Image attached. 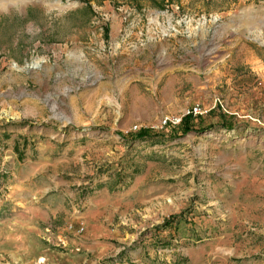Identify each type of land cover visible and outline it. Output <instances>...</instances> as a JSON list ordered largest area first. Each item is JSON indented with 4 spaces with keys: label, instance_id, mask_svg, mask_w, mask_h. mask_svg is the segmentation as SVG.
Here are the masks:
<instances>
[{
    "label": "rangeland",
    "instance_id": "obj_1",
    "mask_svg": "<svg viewBox=\"0 0 264 264\" xmlns=\"http://www.w3.org/2000/svg\"><path fill=\"white\" fill-rule=\"evenodd\" d=\"M121 183L145 203L93 211ZM0 264H264V0H0Z\"/></svg>",
    "mask_w": 264,
    "mask_h": 264
},
{
    "label": "crops",
    "instance_id": "obj_2",
    "mask_svg": "<svg viewBox=\"0 0 264 264\" xmlns=\"http://www.w3.org/2000/svg\"><path fill=\"white\" fill-rule=\"evenodd\" d=\"M51 182L54 181L51 180ZM11 183L12 193L10 197L11 200L9 202L11 203L12 211H19L17 216L20 215L30 218H37L35 217L36 214L31 211L34 208H30L33 202L32 198L33 196L38 197L37 194H40V197H38V200L40 201V206H38L39 209L42 208L48 211H53L55 212V214L66 213V215L68 216L69 210L67 211V206L70 205L69 197L63 193V189H60L61 185H63L61 184V182H54L55 185L49 183V186H47V183L44 185L38 184V180L34 178L30 179V177L22 178L21 176H14L11 180ZM101 186L97 185L95 187V191L93 193V196L91 197V200L93 201V203H95L93 211L99 209L101 206L104 207V209H107L110 205L111 207L114 206V210H116L117 208H120L118 206H121L122 204H127V202L132 203L137 200H141V204L145 203L144 185H141L139 190H130L129 187L126 190V188L122 186V183L116 185L114 190H111L112 188H109V184L105 185V187ZM43 191L45 192L43 193ZM79 192L82 193V190H80ZM90 214L91 213L87 214L88 217L87 215L86 217L85 215L83 216V221H85L87 226V234L90 231L92 233H96H94L95 237H92L91 239L82 240V243L85 245L84 247L86 248V250H90L91 247L98 250L102 247H107L108 245L113 244L105 238L108 237V239H110V235H108L109 233L106 232L101 226V223H99L100 220L97 218H91ZM112 232V235L115 234V236H118L120 234V231L118 230H116V232ZM137 252L139 254L142 253L141 250H137ZM140 256V258H142V255Z\"/></svg>",
    "mask_w": 264,
    "mask_h": 264
},
{
    "label": "built area",
    "instance_id": "obj_3",
    "mask_svg": "<svg viewBox=\"0 0 264 264\" xmlns=\"http://www.w3.org/2000/svg\"><path fill=\"white\" fill-rule=\"evenodd\" d=\"M195 115V116H198L199 114H201V110L198 108V107H194V108H191V109H189L186 113H185V116L186 115ZM181 118L179 119H177V118H174V119H170V121H165L164 122V124L166 125L167 124V122H171V123H173V124H179L180 122H181ZM71 228H72V226H71ZM80 230L81 231H83L84 230V228L83 227H81L80 228Z\"/></svg>",
    "mask_w": 264,
    "mask_h": 264
},
{
    "label": "trees",
    "instance_id": "obj_4",
    "mask_svg": "<svg viewBox=\"0 0 264 264\" xmlns=\"http://www.w3.org/2000/svg\"><path fill=\"white\" fill-rule=\"evenodd\" d=\"M191 117H193V116H187V117H185V118L183 119V123L185 122V124H187ZM143 132H144V133H143ZM148 133H149V130L142 131V132H140V133L137 135L136 138H138V139H143V138L147 139V138H149Z\"/></svg>",
    "mask_w": 264,
    "mask_h": 264
}]
</instances>
